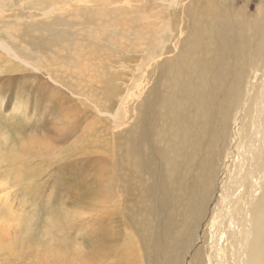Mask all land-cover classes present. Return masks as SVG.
<instances>
[{"label": "rangeland", "instance_id": "rangeland-1", "mask_svg": "<svg viewBox=\"0 0 264 264\" xmlns=\"http://www.w3.org/2000/svg\"><path fill=\"white\" fill-rule=\"evenodd\" d=\"M139 1L138 6L132 4L138 10L133 17L104 23L93 11L97 4L73 12L60 8L58 0H0V39L29 62L25 66L1 53L8 63L0 70V219L6 218L15 233L10 228L2 231L11 239L0 241V264H89L73 259L85 258L94 248L93 233L99 243L105 234L100 228L130 229L139 187L135 195L124 193L117 164L119 133L135 124L137 107L154 85L158 64L176 54L191 27L190 15L203 8L216 5L219 12L244 14L248 26L264 19V0H177L169 9L160 0ZM165 23L182 29L171 53L164 50L159 55L161 48L155 52L157 41H151V31L153 25ZM210 40L211 36L207 53ZM147 52H155L156 58ZM78 54L88 60L87 68L77 70L73 65ZM134 80L138 86L117 120L120 95ZM162 153L160 149L154 154V164L160 165ZM106 158L112 160L109 167ZM110 167L112 175L107 178L104 172ZM108 185L115 195L107 192ZM213 203L210 199L206 212ZM94 213L97 231L88 229L95 225L89 222ZM208 219L204 216L188 231L179 261L196 264L197 250L204 249L205 254ZM122 244L110 242L105 258L111 261ZM166 256L167 251L160 255L159 264H166ZM139 259L145 264L143 257Z\"/></svg>", "mask_w": 264, "mask_h": 264}, {"label": "bare ground", "instance_id": "bare-ground-1", "mask_svg": "<svg viewBox=\"0 0 264 264\" xmlns=\"http://www.w3.org/2000/svg\"><path fill=\"white\" fill-rule=\"evenodd\" d=\"M160 1L168 9L177 3ZM139 2L58 0L60 8L73 12L97 4L93 11L104 23L133 17ZM216 8L214 5L210 10L190 13L191 27L180 48L158 64L154 85L145 101L136 106L135 124L119 133L117 164L123 174L124 193L135 195L136 186L139 187L133 225L116 232H111V227L100 228L105 233L100 242L93 233L94 248L87 250L85 258L77 256L73 262L108 263L105 254L109 243L120 245L124 241L113 264H140V257L145 264H159L160 255L166 251V264H186L185 260L179 261L183 239L192 226L209 216L204 238L208 244L205 254L201 253L204 249L197 250L196 264H264V19L248 26L241 16L244 14L232 16L227 10L219 12ZM178 26L153 25L151 41H157L155 52L161 48L159 55L164 50L171 53V44L182 29ZM209 36L212 47L207 53ZM77 46L80 45L76 49ZM155 52L147 54L155 59ZM1 53L29 65L6 40L0 39V70L8 63ZM78 55L74 67L87 68L88 60ZM143 65L140 64V71ZM136 80L124 96L120 95L117 120L130 92L138 86ZM160 149L161 163L154 164V154ZM103 161L108 164L106 167L112 163L110 158ZM104 174L109 178L111 167ZM106 190L115 195L110 185ZM210 199L214 207L206 212ZM107 203L108 198L103 204ZM94 216L95 213L89 216V222L95 225L88 229L97 231V218L91 219ZM10 227L6 218L0 219V241L11 239L4 234ZM192 262L195 263L193 258Z\"/></svg>", "mask_w": 264, "mask_h": 264}]
</instances>
